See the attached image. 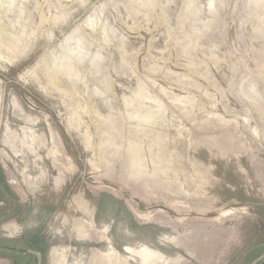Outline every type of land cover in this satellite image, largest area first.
Segmentation results:
<instances>
[{
    "label": "rangeland",
    "instance_id": "1",
    "mask_svg": "<svg viewBox=\"0 0 264 264\" xmlns=\"http://www.w3.org/2000/svg\"><path fill=\"white\" fill-rule=\"evenodd\" d=\"M0 264H264V0H0Z\"/></svg>",
    "mask_w": 264,
    "mask_h": 264
},
{
    "label": "trees",
    "instance_id": "2",
    "mask_svg": "<svg viewBox=\"0 0 264 264\" xmlns=\"http://www.w3.org/2000/svg\"><path fill=\"white\" fill-rule=\"evenodd\" d=\"M8 249H9L10 251L12 250L11 248H7V250H8Z\"/></svg>",
    "mask_w": 264,
    "mask_h": 264
}]
</instances>
